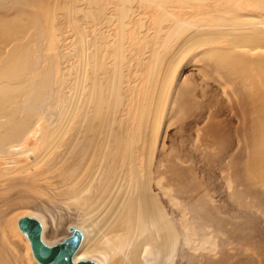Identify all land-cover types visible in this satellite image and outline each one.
I'll list each match as a JSON object with an SVG mask.
<instances>
[{
    "label": "bare ground",
    "instance_id": "obj_1",
    "mask_svg": "<svg viewBox=\"0 0 264 264\" xmlns=\"http://www.w3.org/2000/svg\"><path fill=\"white\" fill-rule=\"evenodd\" d=\"M112 1L109 0V4L107 0H0V161L3 164L0 163V181L7 183L8 190L14 192L18 190L14 183H28V190L31 183L41 179V175L56 179L52 181L56 183L53 187L39 185L45 194L48 189L52 190L47 191L46 202L41 203L35 198V205L30 202L32 205L20 208L31 209L30 215L41 221L42 238L47 243H53L49 240L50 230L52 235L58 232L53 219L59 213L62 217L68 214L64 219L71 222V211L76 209L81 219L73 226L82 231V239L74 254L75 259L92 258L98 264H175L177 261L179 264H199L201 255L197 257L195 254L194 260L193 253L185 246L188 244L189 247V242H196L203 234L204 222H211L198 211L206 205L203 200L191 204L182 198L180 207L173 206L170 202L175 191L172 183H167L165 191H159L160 194L164 191L163 197L167 201H162L155 194L151 188V177L145 172L153 160L152 145L146 140L155 131L164 102V89L170 80L169 70L172 76L175 69L173 61L191 54L193 50L197 56H201L204 50L214 51L218 55L214 66L230 77L243 98L242 109L251 120V126H246L251 139L247 164L242 166L241 172L233 175L230 182L252 187L264 183V18L251 12L253 8L263 14L264 0H241L248 1L251 7L241 5L238 0L234 4L237 10L233 17L228 13L210 16V29H201L198 18L194 16V19L173 17L169 29L155 30V40L151 37L148 52L140 55L141 60L133 69L131 51H125L126 37L113 29V33L106 30L108 21L117 17L124 22L132 11L128 4L134 2L155 4L164 12L167 0H116L126 8H113L115 13L112 11L114 15L111 17L107 14V7L110 8ZM224 9L228 12L230 6ZM36 35L43 38L45 44L44 51L38 54L33 50ZM210 44H219L220 47L206 49ZM53 47L54 63L59 62L61 67L58 70L69 69L71 73L70 61L74 59L78 72L73 74L76 87L68 95L65 109L50 114L49 104H54L51 97L62 96L65 88L62 81L59 96L42 90L53 82L51 73L55 71V65L40 66L42 55L48 52L51 55ZM100 55L107 57L101 59ZM35 56L37 60L33 63L31 59ZM129 57L131 65L127 67ZM31 69L40 71V79H44L45 85L39 86L41 89L31 104L13 103L12 91L24 89L30 79L34 80L29 75ZM159 72L160 80L154 83L155 87H151L152 84L149 88L153 93L157 87V94L152 99L158 102L155 106L142 108L146 120H141L137 128L140 127L139 132H144L145 136L139 142L129 123L130 116L126 115V106L133 102L130 99L134 94L132 89L141 85L142 77H154ZM123 81L134 86L131 92L126 91ZM146 83L143 84L148 86ZM41 96L45 99L42 103L45 115L34 124L41 128L48 121L50 131L42 155L21 167L16 157L11 155L22 152L29 156L41 141L37 140L35 147L29 146L24 141L25 133L31 128L27 117H21L18 122L13 120L23 107L27 113L34 111L37 102L42 101ZM58 152L61 156L53 160ZM64 162L69 164L63 166ZM41 168L43 172L40 175L38 170ZM252 176L255 182H252ZM23 194L28 196L25 190L20 189L16 200L19 201ZM181 194L177 192L176 195ZM27 198L32 200L29 196ZM175 213L180 217L179 225L173 219ZM13 225L15 227L16 224ZM195 226H198L197 230ZM16 227L30 246L18 223ZM211 227L212 232H219L217 224H211ZM46 230L49 231L48 236H45ZM0 232L11 238L5 223L0 222ZM8 240L0 235L2 263L3 258L10 261V254L5 250ZM10 242L18 252L22 251L20 245ZM31 256L35 261L32 252ZM241 261L238 264H249L246 260ZM35 262L41 264L37 260Z\"/></svg>",
    "mask_w": 264,
    "mask_h": 264
},
{
    "label": "rangeland",
    "instance_id": "obj_2",
    "mask_svg": "<svg viewBox=\"0 0 264 264\" xmlns=\"http://www.w3.org/2000/svg\"><path fill=\"white\" fill-rule=\"evenodd\" d=\"M107 1L109 3V0ZM217 1L218 3L213 0L212 2L209 0H167L165 4L166 11L164 12H161L157 6L155 7V4L134 2L133 4H128L132 11L130 15H127L124 22H121L117 17H112L113 13H115L113 8L120 7L125 9L126 5L121 6L116 0H113L110 8L108 9L107 7L109 12L107 14L113 20L108 21L106 30L108 29L110 33H113V30L114 32H120L126 37L125 51L127 53L131 51L134 60L131 65V58L129 57L126 65L127 67L131 65V69H133L137 66V62L141 60L140 55H145L148 52L147 46L151 45L149 42L153 39L155 40V30L159 28L169 29L173 17L179 16L181 18L182 16L185 19L189 17L194 19L196 17L201 29H210L209 24L212 23H210L211 15L215 17L219 13H228L233 17L237 10L234 4H237L238 0ZM222 1L225 2L221 5ZM239 2L243 6L251 7L248 1L239 0ZM225 6H230L228 12L225 11L227 10L224 9ZM251 12L254 16L264 18V13L259 14L253 8ZM204 15H208V19ZM121 24H123L122 29L120 28ZM217 24L220 25L221 23L218 22ZM94 27L97 28L99 25L97 27L94 25ZM136 34L139 35L137 36ZM109 40L112 41V38ZM42 41L44 39L40 36L36 35L33 38L35 54L44 51L42 49L45 44ZM210 45L206 49L214 50L220 47L219 44ZM54 53L55 49L53 47L51 55H49V52L42 55L41 67L44 68L47 64L49 66L54 64L56 67L55 71L51 73L53 77L52 84L45 86L42 90L52 91L53 94L57 93V96H59L61 87L64 85L65 88L62 96L56 99L54 96L51 97L50 100L54 104H49L50 114L55 111L60 112L62 108L65 109L68 95L76 87L73 74L78 72V69L75 68L74 59L70 61L71 73H69V69H61L59 71L60 63H54ZM197 55L196 51L193 50L191 54L180 56V58L182 57L181 59L177 58L176 61H173L175 69L172 76L171 69L169 70L170 80L168 86L164 89L162 100L164 102H162L155 131L151 136L152 138L150 137L146 140L152 145L150 152L153 160L148 171L145 170V172L151 177V188L162 201H167L163 197L167 183H172L175 190L170 200L173 206L180 207L179 203L182 198H186L191 204L197 200L204 201L205 208L198 209V211L210 218L211 222H204L203 234L198 237L196 242H189V247L188 244L185 246L187 251L191 254L193 253L192 258L194 260H196L195 254L197 257L201 255L198 260L199 264H238L241 260V262L246 260L249 264H263L264 183H257L256 186L252 187L250 184L248 186L245 183L230 182L233 175L241 172L242 166L247 164V154L250 152L251 139L246 126H251V120L242 109V105H244L242 102L243 98H241L240 92L237 91L230 77L226 73L223 74L221 68L214 66L215 61L218 60L217 53L214 51L210 53L208 50H204L201 56ZM100 56L101 59L107 57ZM167 57L170 60L171 55ZM36 60V56L31 59L33 63ZM65 62L67 64V61ZM44 73L45 71H43ZM29 75L34 77V80L30 79L24 89L16 88L12 91L13 103L17 104L20 102L23 103V106L31 104L30 102L35 98V94L41 89L39 86L45 85L44 79H40V71L31 69ZM142 78L143 82L140 83L142 86L138 85L137 89H132L135 95L132 93L134 97L131 95L130 99L133 102H128L125 110L126 115L130 116L128 118L130 120L129 123L133 128L132 130L136 132L139 142L145 136L144 132H139L138 129L140 127L137 128L141 120H146L142 114V108H146L147 105L155 106L157 104L158 100L152 98L157 94L158 89L156 87L151 93L149 88L152 84L153 86L151 87L156 86L154 83L160 80L161 73L159 72L154 77L149 78L145 75ZM62 81L64 83L60 85ZM146 81L149 83H146L148 86L143 84ZM123 84L126 87V91L131 92V88H134L127 81H123ZM140 87L142 88L140 89ZM17 97L20 99L16 100ZM41 99L42 101L37 102L34 111L27 113L23 107V111L13 120V122H18L21 117H27L31 128L25 133L24 141L28 142L29 146L35 147L37 140L41 141V145L36 151H32L29 156L22 152L11 155L16 157L21 167L24 163L34 162L38 155L39 157L42 155L46 137L50 131L48 121L41 128L34 124L45 115V111H42V103L45 99L42 96ZM129 111H131L130 115ZM40 130L41 134H39ZM11 149H13L12 145ZM56 156H61V152H58L57 155L55 154L53 160H55ZM67 164L69 163L64 162L63 166ZM1 165L3 164L1 163ZM46 166H49V164ZM12 168L13 165L11 164ZM41 172H43L42 168L38 170L40 175ZM53 180L56 179L41 175V179L38 182L29 183L31 187L28 190L26 189L28 183H14L18 188L14 192L8 190L9 186L7 183L0 181V222L5 223L11 232V238L3 236V233L0 232L2 237L9 239L6 242L5 250L6 254H10V261L3 258V263L0 262V264H37L36 260L34 261L31 256L32 251L28 240L16 227V221L20 216L31 213V209L20 208V206L35 205V198L39 202L42 201L41 203L43 201L46 202L47 195L52 190L48 189L49 192L47 190L45 194L43 190L39 189V185L41 183V185L47 184V186L51 185L53 187L56 185V183L52 182ZM252 182H255L254 176H252ZM20 189L25 190L32 200L28 199V196L24 194L19 201L16 200V194ZM161 190H164L163 194H160L159 191ZM177 192L182 194L176 195ZM25 201H28V203L26 204ZM71 214V222L64 219L68 214L62 217L59 213L53 219L58 232L56 235L55 233L52 235V229H49L51 234L49 240L51 242L62 239L68 234V227L76 224L81 219L76 209L72 210ZM173 219L179 225L180 217L177 213L173 215ZM13 224H16L15 227ZM211 224L219 226L218 233L212 232ZM14 228L16 229L14 230ZM194 228L197 230L198 226ZM48 233L49 231L46 230L45 236H48ZM10 241L15 242L18 246L20 245L19 247L23 252H18ZM178 246L180 247L181 244H178ZM196 252H199V254ZM184 261L186 262V259ZM175 264H179V262L177 261Z\"/></svg>",
    "mask_w": 264,
    "mask_h": 264
},
{
    "label": "water",
    "instance_id": "obj_3",
    "mask_svg": "<svg viewBox=\"0 0 264 264\" xmlns=\"http://www.w3.org/2000/svg\"><path fill=\"white\" fill-rule=\"evenodd\" d=\"M17 223L29 239L34 258L41 264H98L92 258H74L82 239V231L78 227L70 225L68 234L62 239L47 243L42 238V223L36 216L22 215Z\"/></svg>",
    "mask_w": 264,
    "mask_h": 264
}]
</instances>
